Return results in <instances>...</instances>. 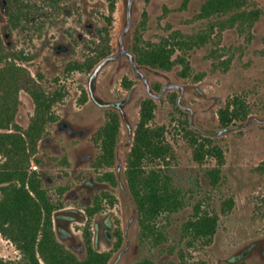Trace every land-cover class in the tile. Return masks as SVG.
<instances>
[{
  "label": "rangeland",
  "instance_id": "374dc122",
  "mask_svg": "<svg viewBox=\"0 0 264 264\" xmlns=\"http://www.w3.org/2000/svg\"><path fill=\"white\" fill-rule=\"evenodd\" d=\"M204 1L0 0V96H17L15 123L26 129L36 105L28 91L12 89L10 63L64 89L38 155L56 204L54 235L78 258L87 255L89 229L92 246L109 253L107 264H264V0H248L261 10L249 27H220L219 17L202 16ZM106 31L104 52L91 54L88 46ZM158 43L174 46L170 69L136 60ZM89 56L91 66L66 72ZM237 98L243 116L223 126L220 109ZM146 100L154 106L150 125L172 148L163 165L183 201L158 219L164 239L157 245L143 235L125 173ZM112 116L114 159L98 166L97 133ZM191 130L209 135L223 157L196 160ZM211 169L219 170L216 184ZM198 211L216 219L206 239L183 230ZM0 255L4 264L27 263L1 230Z\"/></svg>",
  "mask_w": 264,
  "mask_h": 264
},
{
  "label": "trees",
  "instance_id": "16d2710c",
  "mask_svg": "<svg viewBox=\"0 0 264 264\" xmlns=\"http://www.w3.org/2000/svg\"><path fill=\"white\" fill-rule=\"evenodd\" d=\"M49 1L57 4L65 0ZM260 12L257 7H250L248 0H205L201 8L202 16L219 17L217 24L220 27L236 24L249 27ZM107 35L106 31L97 45L88 46L91 54L96 52L102 55L108 42ZM174 51V46H167L166 43L151 44L140 49L136 60L141 65L170 69L175 62ZM182 60L188 66L184 57ZM93 61L91 56L75 60L67 65L66 72L71 69L83 70L91 66ZM8 68L12 89L23 88L28 91L36 107L30 125L21 129L14 120L13 104L17 96L11 95L10 91L0 96V156L3 157L0 161V230L17 243L24 253L26 264H107L109 253L98 251L92 246L89 229L85 232L87 255L84 258H78L67 249L53 232L52 214L56 204L49 194L51 189L46 187V181L40 174L43 160L38 153L40 140L48 130V125L58 117L57 106L64 96V89H51L41 82L40 75L36 77L25 65L21 69L15 63H10ZM237 101L238 98L233 104L220 109V122L223 126H229L243 116L240 111L243 104L236 107ZM153 110V101L146 100L127 156L125 173L137 204L143 235L157 245L164 239L158 219L177 211L183 201L181 190L172 184L164 169L163 163L172 148L165 140L163 129L150 125ZM117 131L118 122L114 116L98 131L100 154L95 165L111 163L114 159ZM189 138L196 160L203 161L208 155L223 157L222 149L213 144L209 135L191 130ZM218 173V169L209 172L215 184ZM90 209L94 211L99 207ZM195 216L186 223L183 230L204 239L211 236L217 224L215 217L206 212L200 214L199 211ZM0 264H4L1 255ZM135 264L155 263L149 258H143Z\"/></svg>",
  "mask_w": 264,
  "mask_h": 264
}]
</instances>
